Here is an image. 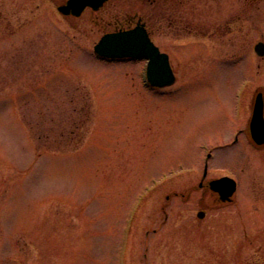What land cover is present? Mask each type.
<instances>
[{"label":"rangeland","instance_id":"374dc122","mask_svg":"<svg viewBox=\"0 0 264 264\" xmlns=\"http://www.w3.org/2000/svg\"><path fill=\"white\" fill-rule=\"evenodd\" d=\"M251 1L243 25L232 0L224 39L152 24L176 76L156 89L145 59L95 55L106 11L0 0V264H264V146L249 133L264 4ZM224 176L232 202L207 186Z\"/></svg>","mask_w":264,"mask_h":264},{"label":"flooded vegetation","instance_id":"af4514ba","mask_svg":"<svg viewBox=\"0 0 264 264\" xmlns=\"http://www.w3.org/2000/svg\"><path fill=\"white\" fill-rule=\"evenodd\" d=\"M222 1L110 0L99 10L87 8L80 18L88 17L87 15L94 18L101 10L106 11L100 17L103 21V34L142 26L153 36L152 24L160 22L166 34L172 33L176 35L175 37L190 34L224 39L232 32L233 13L232 0ZM241 1V19L244 25V14L250 11V6L255 2L251 1L250 4L244 5V0ZM255 1L264 4V0Z\"/></svg>","mask_w":264,"mask_h":264},{"label":"water","instance_id":"95a60500","mask_svg":"<svg viewBox=\"0 0 264 264\" xmlns=\"http://www.w3.org/2000/svg\"><path fill=\"white\" fill-rule=\"evenodd\" d=\"M106 1L108 0H68L67 5L60 7L59 10L65 15L70 13L80 15L87 6L98 9ZM94 50L97 55L104 58L147 59V80L154 87H168L176 81L169 56L161 53L143 27L138 26L128 31L106 34L96 44ZM255 51L258 55L264 56V43H259L255 47ZM250 127L255 144L264 145V102L262 92L256 95ZM207 186L213 193L217 194L221 203L232 202L237 189L236 182L230 177L212 180L208 182ZM204 216V212L198 213L199 218Z\"/></svg>","mask_w":264,"mask_h":264},{"label":"trees","instance_id":"16d2710c","mask_svg":"<svg viewBox=\"0 0 264 264\" xmlns=\"http://www.w3.org/2000/svg\"><path fill=\"white\" fill-rule=\"evenodd\" d=\"M84 114H86V116H89L88 118L86 119H92L93 118V109H90V110H86V112L84 111ZM92 117V118H91Z\"/></svg>","mask_w":264,"mask_h":264}]
</instances>
